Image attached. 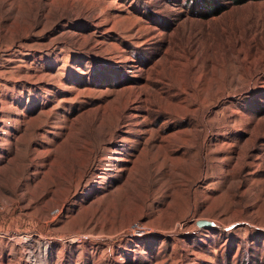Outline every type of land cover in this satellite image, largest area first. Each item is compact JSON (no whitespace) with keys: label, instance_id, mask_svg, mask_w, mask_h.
I'll list each match as a JSON object with an SVG mask.
<instances>
[{"label":"rangeland","instance_id":"1","mask_svg":"<svg viewBox=\"0 0 264 264\" xmlns=\"http://www.w3.org/2000/svg\"><path fill=\"white\" fill-rule=\"evenodd\" d=\"M0 264H264V1L0 0Z\"/></svg>","mask_w":264,"mask_h":264},{"label":"trees","instance_id":"2","mask_svg":"<svg viewBox=\"0 0 264 264\" xmlns=\"http://www.w3.org/2000/svg\"><path fill=\"white\" fill-rule=\"evenodd\" d=\"M230 1L232 3H234L235 5H242V4H245V3L250 2V1L256 2V1H264V0H230ZM206 3H208V2H206ZM220 8L221 7L215 8L214 11H212V12L220 13L222 11ZM200 15H201L200 17H202V18H205V16H206V14L205 15L204 14H200Z\"/></svg>","mask_w":264,"mask_h":264},{"label":"water","instance_id":"3","mask_svg":"<svg viewBox=\"0 0 264 264\" xmlns=\"http://www.w3.org/2000/svg\"><path fill=\"white\" fill-rule=\"evenodd\" d=\"M209 225H210V223L205 222V221L197 222V226H199V227H204V226H209Z\"/></svg>","mask_w":264,"mask_h":264},{"label":"built area","instance_id":"4","mask_svg":"<svg viewBox=\"0 0 264 264\" xmlns=\"http://www.w3.org/2000/svg\"><path fill=\"white\" fill-rule=\"evenodd\" d=\"M137 234H142V232L141 231H137Z\"/></svg>","mask_w":264,"mask_h":264}]
</instances>
